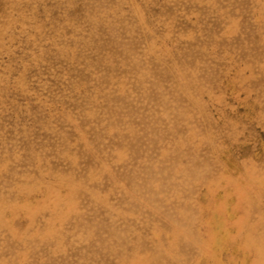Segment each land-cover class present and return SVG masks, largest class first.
Segmentation results:
<instances>
[{
	"label": "rangeland",
	"instance_id": "rangeland-1",
	"mask_svg": "<svg viewBox=\"0 0 264 264\" xmlns=\"http://www.w3.org/2000/svg\"><path fill=\"white\" fill-rule=\"evenodd\" d=\"M0 264H264V0H0Z\"/></svg>",
	"mask_w": 264,
	"mask_h": 264
}]
</instances>
